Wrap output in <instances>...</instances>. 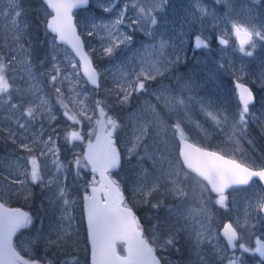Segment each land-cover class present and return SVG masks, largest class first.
<instances>
[{
    "label": "rangeland",
    "instance_id": "obj_1",
    "mask_svg": "<svg viewBox=\"0 0 264 264\" xmlns=\"http://www.w3.org/2000/svg\"><path fill=\"white\" fill-rule=\"evenodd\" d=\"M116 6L111 12H105L101 5L105 7L114 3ZM128 3L125 12L124 24L119 26L121 32L131 35L132 41L127 45H121L111 57L102 54V41L99 36H87L83 30L85 25L91 21L97 23H111L119 16L120 11ZM150 4L151 0H91L89 8L79 10L75 13L76 23L81 36L84 39L85 47L94 63L97 64L100 73V87L98 91L88 83H81L77 90L81 94L87 95L86 103L91 107L96 100L104 101L108 116L112 117L119 124L115 132L116 144L121 152L123 166L114 173L118 178L120 187L125 194L126 202L138 213L141 219L145 237L156 249L162 264H197V249L188 240L187 230H181L178 243L175 247L163 246L164 239L177 229H184L185 225L193 223L186 220L187 210L190 207H199V200L203 199L208 210V221L214 239L211 244L205 242L200 246L199 251L208 259V264H226L224 259L219 258L215 253L214 246L221 249L226 248V241L221 235V230L225 223H232L237 227V221L244 224L248 219L255 224V228L237 227L240 240L237 242L249 247L255 246V237L259 236L264 240V223L256 217L254 211L256 198L264 195L263 186L259 181L239 190L232 188L226 192L228 197L227 208L215 203L217 195L211 192H203L201 185L204 183L194 174L183 179L182 187L188 193L186 199H177L165 191L167 184H162L160 190L153 192L151 196L145 197L139 189L142 182L145 190L150 185L154 177L160 175L158 165H154L153 160L158 155L165 153V144L156 136L155 130H149V136L144 143L147 150L141 146L136 152L129 155L127 149L131 146L133 129L135 126L134 116L145 109L155 106L163 119L171 125L178 118L171 117L164 108L163 102L158 101L156 94L163 88L168 92L179 95L180 88L184 84H190L191 93H184L199 96L214 102L215 105L227 109L229 114H234L239 103L237 98L236 83H242L251 88L256 97L254 105L250 106L253 118L249 119L246 133L243 137L237 136L230 139L233 129L231 119L229 123L219 129L216 125L200 112L198 105L192 104L189 108L190 121H184L182 128L187 139L197 145L216 151L227 157L238 160L251 168L264 167V42H257L254 54L251 57L244 56L239 51V45L235 35L231 31L230 21L248 24L249 22L259 26L264 23V0H161L160 6L153 12L157 19L156 25H148V31L155 36L148 35L139 30V26L132 25V20L138 15V7L133 8L132 4ZM14 4L21 12L18 23L23 29V41L25 48L30 52L33 73L37 75L43 89L42 95L46 96L51 104L52 113L56 119L49 123L43 122L45 138L55 128L54 138L56 146L59 148V159L65 165L76 155H83L85 143L93 139V129L96 128L95 118L92 122L83 121V127L72 125L71 121L63 115V109L57 102L55 88L48 83L45 66L50 62L53 51L51 41L52 35H45L44 21L48 9L41 0H14ZM198 6H202L210 13L200 17ZM9 7V0H0V35L11 40V25L14 17L3 15V10ZM131 25V26H129ZM37 32L41 33V41L35 44ZM157 32L160 35H157ZM100 35H104L101 33ZM170 39L172 43L183 49L181 62L171 66L163 76H158L156 80L150 81L147 91L133 93L126 105L119 104L118 97L113 92V73H119L122 66L127 65L132 58L138 57L145 46L151 43H158L160 36ZM196 35L205 40L208 47L194 49L193 40ZM223 36L228 39V46H223L219 40ZM183 41V43H181ZM11 47H15L14 44ZM40 48L41 51L39 50ZM93 49L95 51H93ZM251 50V49H249ZM171 51V50H170ZM57 59L64 61L65 54H70L75 58L66 46L58 44L56 48ZM0 54H3L5 61L14 54L10 51L5 41L0 39ZM46 54L48 58H46ZM19 55V54H17ZM76 59V58H75ZM43 61V63H41ZM223 65V67H221ZM64 65L62 64V67ZM15 70L9 72L10 83L21 89L27 87V76L15 63L11 65ZM243 68L241 75L239 69ZM45 73V75H40ZM70 85L64 82L61 90L65 97L69 95ZM168 94V93H166ZM31 97L22 98L19 94H14L11 103H27ZM23 108L11 109L0 107V200L6 205H18L31 214V224L28 230L15 240V246L21 254L29 259L38 260L43 263L64 264L72 257H76L80 264H90V249L87 239V229L83 221V201L82 196L92 177L88 169L82 171L77 178L69 166L65 182L69 199L75 201L72 208V223L75 229V238L78 244L75 247H58L50 244L49 241L57 239V232L61 225L62 206L56 199V185L43 187L40 183L28 182L23 187L12 183L14 179H23L18 176V171H23L25 165L24 157L27 153L21 150L17 144H13L8 138V130L19 132L16 120L19 118L23 122L26 117H21ZM73 112L77 113L78 108L73 107ZM145 117L150 118V113L145 112ZM61 119L60 124H56ZM39 124H34L30 132L39 129ZM73 130L81 131L85 140L83 143L75 141L68 143L65 139L66 132ZM93 132L91 136L88 133ZM168 140V150L170 158L177 164L179 170L180 158L178 155L179 143L177 137H173L171 131L164 137ZM213 144V145H212ZM40 167L47 179L55 174V168L49 157H39ZM183 175V174H181ZM117 180V179H116ZM158 205V207H153ZM33 219V221H32ZM178 249V250H177ZM228 255L231 252L227 253ZM240 256L243 264H264L258 254L244 253L241 250L236 252Z\"/></svg>",
    "mask_w": 264,
    "mask_h": 264
},
{
    "label": "snow or ice",
    "instance_id": "obj_2",
    "mask_svg": "<svg viewBox=\"0 0 264 264\" xmlns=\"http://www.w3.org/2000/svg\"><path fill=\"white\" fill-rule=\"evenodd\" d=\"M160 2L161 0H151L150 4H132L133 8L138 7L139 9L137 17L131 22L132 25L139 26V30L153 36V39L155 36L148 31V25L157 24L153 12L160 6ZM87 3L88 0H44L47 8L51 9V12L46 13L50 18L44 21L45 35H52L51 45L53 49L51 67L46 72L48 83L55 88L57 102L64 110L63 115L68 121H71L72 125L82 128L83 121L92 122L94 118L96 124V128L93 129L96 142L93 143L89 139L83 155H76L67 165L59 159V148L56 146L54 138L56 129H51V133L45 138L43 122L47 120L51 123L56 117L52 113L48 98L41 94L43 89L37 75L33 73L30 52L22 42L23 29L18 23L21 12L14 4V0H9V7L3 10V15H12L14 19L11 25V40L9 41L8 37L2 35H0V39L5 41V45L9 46L10 51L14 54L7 62L4 55L0 54V107H7L9 110L22 107L21 117H26L23 122L19 118L16 120L19 132L9 129L7 133L11 142L17 144L19 140L17 146L27 153V156L23 158L25 161L23 171H18V176H22L23 179H14L12 183L22 187L28 182L40 183L43 187L56 185L55 196L62 206L61 225L57 232V239L49 241V243L58 247H75L78 244L72 223L74 219L72 208L75 201L69 199L65 182L68 179L69 166L77 178L81 176L83 170L88 169L93 175L85 187L83 201L85 203L87 239L91 245L92 264H160L159 259L154 255L153 247L143 237L139 221L131 208L126 206L118 182L109 176L111 170L120 165L121 154L114 139V133L119 128V124L108 116L104 101L96 100L90 107L86 103L87 95H82L77 90L81 80L85 84L90 83L96 88L100 87V73L93 66L90 55L83 50L84 43L77 34L72 16L73 9ZM115 6V2L107 7L101 5L105 12H111ZM128 6V3H125L117 19L111 23H97L93 20L86 24L83 29L87 36L97 35L104 41L102 54L105 56L111 57L121 45H127L132 41L131 35H127L119 29V26L124 24V16ZM198 10L200 17L210 14L202 6H198ZM230 23L231 31L239 45V51L244 56H253L257 42H264V23L259 26L251 22L246 25L235 20L230 21ZM101 33L104 35H100ZM157 35L160 34L157 32ZM219 43L226 47L229 41L221 36ZM12 44L15 45L14 48L11 47ZM58 44L69 45L78 59L66 53L64 61L58 60L56 53ZM193 46L194 49L208 47L205 40L201 39L199 35L194 37ZM93 51L95 50L93 49ZM182 52V48L172 43L170 39H165L162 35L158 43L145 46L138 57L132 58L135 63L130 61L127 65L122 66L119 73L112 74L113 92L118 97L117 102L126 105L133 93L147 91L146 85L150 81L156 80L158 76H163L171 66L181 62L182 56L176 53ZM14 63L22 68L27 76V87L23 89L10 83L9 72L15 70L11 67ZM239 72L242 75L243 68L239 69ZM40 75H45V73ZM64 82H68L70 85L67 97L61 90ZM235 87L239 103L234 114H229L227 109L218 107L214 102L205 98L191 94L185 95L186 92H192L191 85L186 83L181 86L179 95L168 92L163 86L156 94L157 100L163 102L168 115L178 117L171 125L163 119L155 106H151L134 116L135 126L130 141L131 146L127 149L129 155L136 152L141 146L145 148V151L147 150L144 141L149 136L150 129H154L156 136L165 144V153L158 155L153 160L154 165L159 166L160 175L153 178L152 183L147 186V190H145L143 182L139 189L145 197L159 191L162 184H167L166 192L177 199H186L188 193L181 186L183 179L187 178L189 174H195L204 182L201 185L202 193H216L218 198L215 203L227 208L228 197L225 195L227 189L239 190L242 186L250 185L253 178L264 182V168L253 169L235 159L226 158L219 152L197 147L188 142L182 128L184 121L191 120L190 106L196 104L200 112L221 130L231 119L233 132L230 139L237 136L243 137L249 119L253 118L254 115L250 112V105H253L255 97L251 89L245 84L236 83ZM14 94H19L22 98L31 97V99L27 103L10 104ZM73 107L78 108L77 113L73 112ZM145 112L150 113V118L145 117ZM34 124H39L40 127L37 131L30 132V128ZM169 131L173 137H178L182 144L179 151V170L177 164L170 158L169 142L164 139ZM93 132L88 133V135L91 136ZM65 139L68 143L75 141L83 143L85 137L81 131L73 130L66 132ZM39 157H49L55 168L54 175L45 179ZM96 174H98L99 179H97ZM153 207H158V205H153ZM254 211L257 216L253 218L258 217L264 223V195L256 198ZM184 218L193 221V223L185 225L184 229L173 231L164 239L163 246L174 248L178 243L180 231L187 230L189 242L193 243L197 249V264H208V259L201 254L199 249L202 243L211 244L215 237L208 222L210 217L204 200H199V207H190L187 210V216ZM30 224L31 217L27 213L19 209L7 208L3 203H0V264H40V261L25 259L13 245L14 235ZM237 227L251 229L255 228V224L246 219L244 224L237 221ZM237 227H234L232 223L224 226L222 236L227 247L221 249L219 246H214L215 253L219 258L224 259L226 264H243L241 257L236 255L238 250L244 253L259 254L260 257L264 258V240L257 236L254 247L246 246L243 243L238 245L237 241L240 236ZM118 245L124 246L125 255L120 254ZM228 252L231 254L228 255ZM47 264H51V262L49 261ZM64 264H80V262L76 257H72Z\"/></svg>",
    "mask_w": 264,
    "mask_h": 264
},
{
    "label": "water",
    "instance_id": "obj_3",
    "mask_svg": "<svg viewBox=\"0 0 264 264\" xmlns=\"http://www.w3.org/2000/svg\"><path fill=\"white\" fill-rule=\"evenodd\" d=\"M43 1V3H44V0H42ZM46 6V5H45ZM90 6V0H88V3L86 4V5H82V6H80V7H77V8H75V9H73L72 10V16H73V22H74V24L76 25V31H77V34L80 36V39L83 41V43H84V51L85 52H87V50H86V47H85V42H84V40H83V37L81 36V34H80V32H79V29H78V26H77V24H76V18H75V15H74V13L76 12V11H78V10H83V9H86V8H88ZM47 7V6H46ZM48 9V8H47ZM50 12H51V9H48ZM48 18H50V17H48ZM61 45H64V44H61ZM64 46H66L69 50H71V52H72V49H71V47L69 46V45H64ZM88 53V52H87ZM72 54H73V56L75 57V54L72 52ZM89 54V53H88ZM76 59H78V57H75ZM92 59V58H91ZM92 63H93V66L95 67V65H94V62H93V60H92ZM96 68V67H95ZM97 69V68H96ZM98 71V70H97ZM99 73V72H98ZM90 86H92L93 88H95L96 90H98L99 88H96L94 85H92V84H90V83H88ZM99 84H100V79H99ZM247 86V85H246ZM248 88H250L249 86H247ZM251 89V88H250ZM252 91V90H251ZM252 93H253V91H252ZM253 95H254V93H253ZM254 97H255V95H254ZM255 102H256V97H255V100H254V103H253V105L255 104ZM251 106V105H250ZM107 113H108V111L107 110H105ZM115 134V133H114ZM115 139V138H114ZM177 139H178V143H179V151L181 150V148H182V144H181V142H180V140H179V138L177 137ZM92 140V142L93 143H95L96 141H95V134H94V137H93V139H91ZM116 140V139H115ZM188 140V142L189 143H191V144H194V145H196L195 143H193L192 141H190L189 139H187ZM87 143V142H86ZM86 143H85V146H84V152L86 151ZM197 147H200V146H198V145H196ZM116 147H117V149L119 150V148H118V146H117V144H116ZM201 148H203V147H201ZM204 149H206V148H204ZM206 150H209V151H213V150H210V149H206ZM119 152H120V150H119ZM120 154H121V152H120ZM221 154V153H220ZM223 155V154H222ZM180 158V157H179ZM226 158H230V157H227L226 156ZM230 159H232V158H230ZM239 162V161H238ZM121 165H122V155H121V158H120V165H119V167L118 168H116V169H113V170H111V172L109 173V176L113 179V177L111 176V173H113V172H116V171H118L120 168H121ZM91 173V172H90ZM92 175H93V173H91ZM195 175V174H194ZM96 176H97V179H99V176H98V174H96ZM196 176V175H195ZM114 180V179H113ZM254 180H257L258 181V179L257 178H253V181ZM260 182V181H259ZM261 183V185L263 186V189H264V182H260ZM120 186V185H119ZM242 187H246V186H242ZM121 188V187H120ZM231 188H229V189H227L226 190V192L227 191H229ZM121 191H122V189H121ZM89 192H90V189H89ZM122 193H123V196H124V199H125V204H126V197H125V194H124V192L122 191ZM212 194H214V195H217L216 193H213V192H211ZM84 195V194H83ZM0 203H3L1 200H0ZM7 208H11V209H19V210H21L22 212H25V213H27L29 216H30V213L26 210V209H24V208H21V207H17V206H7L5 203H3ZM127 206V205H126ZM128 207V206H127ZM130 208V207H129ZM131 210H132V212L134 213V215L136 216V218H137V215H136V212L131 208ZM83 211H84V217H85V223H86V227H87V221H86V210H85V203H84V201H83ZM137 220H138V218H137ZM226 224H228V223H226ZM225 224V225H226ZM140 225V224H139ZM224 225V226H225ZM27 228V227H26ZM26 228H22V229H20L15 235H14V237H13V245L15 246V238H16V236L18 235V233L19 232H21V231H23L24 229H26ZM140 228H141V231H142V234H143V237H144V239L145 240H147L148 241V243L152 246V244L149 242V240L145 237V235H144V231H143V228L140 226ZM224 228V227H223ZM222 232H223V229L221 230V235H222ZM89 243V242H88ZM120 246H122V249H120ZM16 247V246H15ZM153 247V246H152ZM89 248H90V258H89V260H90V264H92V261H91V245H90V243H89ZM17 249V248H16ZM153 249H154V255L156 256V258L157 259H159V261H160V264H162V262H161V259H160V257L158 256V254H157V251H156V249L153 247ZM17 251H19L18 249H17ZM118 251L120 252V254L121 255H125L126 254V252H125V250H124V246L123 245H118ZM22 256H24L23 254H21ZM259 255V254H258ZM25 257V259H29V258H27L26 256H24ZM261 258V260H264V258H262V257H260ZM40 264H42L41 262H40Z\"/></svg>",
    "mask_w": 264,
    "mask_h": 264
},
{
    "label": "trees",
    "instance_id": "obj_4",
    "mask_svg": "<svg viewBox=\"0 0 264 264\" xmlns=\"http://www.w3.org/2000/svg\"><path fill=\"white\" fill-rule=\"evenodd\" d=\"M41 33L40 32H37V35H36V39H35V44H37L38 42H40L41 41ZM41 49L42 48H40L39 50L41 51ZM43 50V49H42ZM46 58L47 59H49L48 58V55L46 54ZM95 64V66L97 67V64L96 63H94ZM50 68V62H48L47 64H46V66H45V69L46 70H48ZM108 111V110H107ZM109 113V112H108ZM61 123V119H58L57 120V122H56V124H60ZM213 145V144H212ZM212 149H215L216 151L217 150H221V149H217V148H212ZM123 166V160H122V165H121V167ZM89 171V170H88ZM90 172V171H89ZM118 172V171H117ZM116 172V173H117ZM91 177H92V174H91ZM112 177L114 178V180L115 181H117L118 182V184L120 185V182L118 181V178H116V177H114V173H112ZM117 179V180H116ZM10 206V205H9ZM12 207L13 206H18V205H11ZM20 207V206H19ZM84 214V213H83ZM137 214V218H138V221H139V224H140V226L142 227V224H141V219L139 218V216H138V213H136ZM31 217H32V214H31ZM84 217V216H83ZM32 221H33V219H32ZM83 221H84V223H85V220H84V218H83ZM28 230V227L26 228V229H24L23 231H21V232H19L18 233V235L16 236V239H17V237L18 236H20V235H22L25 231H27ZM120 249H122V246H120Z\"/></svg>",
    "mask_w": 264,
    "mask_h": 264
},
{
    "label": "flooded vegetation",
    "instance_id": "obj_5",
    "mask_svg": "<svg viewBox=\"0 0 264 264\" xmlns=\"http://www.w3.org/2000/svg\"><path fill=\"white\" fill-rule=\"evenodd\" d=\"M239 233V232H238ZM239 236H240V234H239ZM240 240V239H239ZM33 260V259H32ZM38 261V260H37ZM41 262V261H40ZM42 264H46V263H43V262H41Z\"/></svg>",
    "mask_w": 264,
    "mask_h": 264
}]
</instances>
